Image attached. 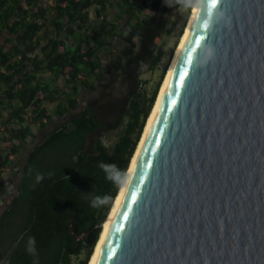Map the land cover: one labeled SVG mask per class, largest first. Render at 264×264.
<instances>
[{
    "label": "trees",
    "instance_id": "obj_1",
    "mask_svg": "<svg viewBox=\"0 0 264 264\" xmlns=\"http://www.w3.org/2000/svg\"><path fill=\"white\" fill-rule=\"evenodd\" d=\"M182 2L117 0L109 18L112 0H0V117L8 111L0 141L10 148H0V200L11 196L0 215V264L89 263L121 189L99 165L115 164L126 176L177 43L150 94L143 69L161 62L159 43ZM56 115L68 119L12 168L33 124L44 129ZM113 131L118 138L108 145L104 136ZM105 195L110 204L91 207Z\"/></svg>",
    "mask_w": 264,
    "mask_h": 264
},
{
    "label": "water",
    "instance_id": "obj_2",
    "mask_svg": "<svg viewBox=\"0 0 264 264\" xmlns=\"http://www.w3.org/2000/svg\"><path fill=\"white\" fill-rule=\"evenodd\" d=\"M207 5L94 264H264V0Z\"/></svg>",
    "mask_w": 264,
    "mask_h": 264
},
{
    "label": "rangeland",
    "instance_id": "obj_3",
    "mask_svg": "<svg viewBox=\"0 0 264 264\" xmlns=\"http://www.w3.org/2000/svg\"><path fill=\"white\" fill-rule=\"evenodd\" d=\"M113 4L111 5L109 9L108 16L109 18H114L116 13L118 12L119 8L116 5L117 0H112ZM197 1V0H196ZM185 2L186 0H183L182 5L180 6L179 9L175 10L173 14L169 18V27L172 29V33L170 35H167L164 37V39L159 43V48H163L165 53L164 56L159 63V65L155 68V70L150 69L149 67H145L143 69L142 77L148 81L147 83V89L148 93L150 94L151 91L153 90L156 82L158 81L161 71L165 64L169 61V58L171 56L172 50L177 43V46L179 45L182 35L185 31V28L187 26V23L189 21L192 9L191 7H185ZM189 2L192 5L193 0H189ZM195 4V3H194ZM189 13V14H188ZM91 15L94 16V8L91 9ZM177 48V47H176ZM175 48V51H176ZM174 51V53H175ZM174 57V54L172 55ZM173 60V58H172ZM171 60V62H172ZM171 64V63H170ZM170 67V66H169ZM169 69V68H168ZM44 77L47 78L48 80H53V77L51 76L50 73H44ZM56 84L59 86L64 87V80L62 77L58 78L55 80ZM67 90H69V87H65ZM44 105L49 109V111H53L56 108L57 102H44ZM8 111L4 112V116L0 117V128L3 125V121L7 115ZM68 119L67 117H61V116H54L50 121L49 124L46 128L42 129L40 128L37 124H33V130H34V136H30L27 139V142L25 144L24 151L20 154H18L15 157V163L12 166V168H21L23 164L25 163L26 157L29 154V152L33 149V147L38 143L44 136L45 134L60 125L64 124L65 121ZM8 136V133H6ZM118 138V132L113 131L105 134L104 136V141L108 145H112ZM16 142H19L18 140H15ZM0 148L3 150L4 153H8L10 151V148L8 147L7 143L4 140L0 141ZM14 178L12 171H8L3 175V179L6 180L7 182ZM11 201V196L7 195L3 197L2 200H0V215L3 211L4 208H6ZM84 257V254L81 255L79 259H75L76 263L79 262L81 258Z\"/></svg>",
    "mask_w": 264,
    "mask_h": 264
},
{
    "label": "bare ground",
    "instance_id": "obj_4",
    "mask_svg": "<svg viewBox=\"0 0 264 264\" xmlns=\"http://www.w3.org/2000/svg\"><path fill=\"white\" fill-rule=\"evenodd\" d=\"M199 1H200V0H197V1L195 2L194 6H193V9H192V12H191V15H190L189 21H188L187 26H186V28H185V31H184V33H183V35H182L181 41H180L179 45H178L177 48H176V51H175V53H174L173 60H172V62H171V64H170V67H169V69H168V71H167V73H166V76H165L164 81H163V83H162V86H161V88H160V91H159V94H158V98H157V100H156V103H155V105H154V107H153V110H152V112H151V114H150L148 120H147V123H146L145 129H144V132H143V134H142L141 140H140V142H139V144H138V147H137V149H136V151H135V153H134V156H133V158H132V160H131V163H130L129 169H128L127 174H126V184H125L123 187H121V189H120V192H119V194H118V196H117V198H116V200H115V203H114V205H113V207H112V210H111V212H110V214H109V217L107 218L106 222H105L104 225H103L102 232H101V234H100L99 240H98V242H97V244H96V246H95L94 252H93V254H92V256H91V258H90L88 264H94L95 259H96L97 255H98V252H99L100 247H101V245H102V243H103V240H104V238H105V235H106V233H107V230H108V228H109V226H110V223H111L112 218H113V216H114V214H115V211H116V209H117V206H118V204H119V202H120V199H121V197H122V194H123V192H124V190H125V187H126V185H127V183H128V180H129L130 175H131V173H132V171H133V168H134V166H135V163H136V161H137V159H138V156H139V154H140V152H141V149H142V147H143V144H144V142H145V140H146V137H147V135H148L149 129H150V127H151L152 121H153V119H154L155 113H156V111H157L158 105H159V103H160L161 97H162V95H163L164 89H165V87H166L167 81H168V79H169L170 73H171L172 68H173V65H174V63H175L176 57H177V55H178L179 49H180V47H181V44H182L183 39H184V37H185V35H186V32H187L188 27H189V25H190V23H191V20H192L193 15H194V13H195V11H196V8H197V6H198Z\"/></svg>",
    "mask_w": 264,
    "mask_h": 264
},
{
    "label": "clouds",
    "instance_id": "obj_5",
    "mask_svg": "<svg viewBox=\"0 0 264 264\" xmlns=\"http://www.w3.org/2000/svg\"><path fill=\"white\" fill-rule=\"evenodd\" d=\"M170 0H165V3H169ZM185 7H191V3L189 0H186ZM200 7H203L200 5ZM213 53V49L211 47L208 48V55L211 56ZM101 170L105 173V178L109 181L113 182L117 187H123L126 184V176L125 173L122 172L115 164H106L101 163L99 165ZM43 177L38 175L37 181L41 180ZM110 204V197L105 196H95L91 199L90 205L94 208H99L105 205ZM27 252L33 256L36 255V248H35V238L30 237L28 240V247ZM34 264H38V261H34Z\"/></svg>",
    "mask_w": 264,
    "mask_h": 264
},
{
    "label": "snow or ice",
    "instance_id": "obj_6",
    "mask_svg": "<svg viewBox=\"0 0 264 264\" xmlns=\"http://www.w3.org/2000/svg\"><path fill=\"white\" fill-rule=\"evenodd\" d=\"M217 3H218V0H208L207 7L214 8V7H216ZM204 26L207 27L206 25H204ZM188 59H189V62H190V60H191V56L190 55H189ZM185 75H187V71H185L183 74H181V77H180L181 81H183V78H184Z\"/></svg>",
    "mask_w": 264,
    "mask_h": 264
}]
</instances>
